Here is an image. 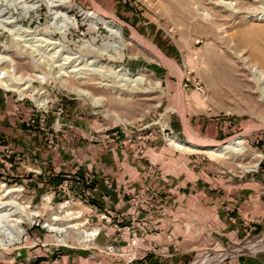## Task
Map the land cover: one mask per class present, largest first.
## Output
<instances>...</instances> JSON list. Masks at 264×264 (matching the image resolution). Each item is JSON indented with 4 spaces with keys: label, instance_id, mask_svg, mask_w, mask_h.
Returning a JSON list of instances; mask_svg holds the SVG:
<instances>
[{
    "label": "rangeland",
    "instance_id": "1",
    "mask_svg": "<svg viewBox=\"0 0 264 264\" xmlns=\"http://www.w3.org/2000/svg\"><path fill=\"white\" fill-rule=\"evenodd\" d=\"M33 2L0 0V264L168 255L139 220L166 202L197 222L183 264H264V0Z\"/></svg>",
    "mask_w": 264,
    "mask_h": 264
},
{
    "label": "crops",
    "instance_id": "2",
    "mask_svg": "<svg viewBox=\"0 0 264 264\" xmlns=\"http://www.w3.org/2000/svg\"><path fill=\"white\" fill-rule=\"evenodd\" d=\"M103 198L107 201L106 204L113 205V202L117 201L116 197L110 193H107V196ZM167 204L168 203L166 202L163 205V210L159 213V215L154 214V216H152V215L143 214L139 218V220L140 219L145 220L144 223V225L146 226L145 234H144L145 238L151 242L153 239L158 238L156 236H159L161 240L167 239L168 241H165V246L169 251V253L170 252L171 253L168 255L151 254L147 259L133 261L131 263H125V264H183L189 260L195 249L198 247V244L196 242L197 238L194 237L193 233H191L192 235L185 236L184 232L182 234V231H184V224L196 225L197 222L188 221L185 223L182 214L181 215L178 213L175 214L169 211V208L172 209V206H168ZM119 207L122 208V205L120 203L118 206L115 207L114 205L111 206V209L113 210L120 209ZM126 207L124 206L123 208L125 209ZM179 228H181L182 235H180L179 232H177ZM174 244H176L177 246L179 244V247H177ZM173 245L177 248L174 249ZM95 264H102V261L95 262ZM112 264H124V263L123 261L113 259Z\"/></svg>",
    "mask_w": 264,
    "mask_h": 264
},
{
    "label": "bare ground",
    "instance_id": "3",
    "mask_svg": "<svg viewBox=\"0 0 264 264\" xmlns=\"http://www.w3.org/2000/svg\"><path fill=\"white\" fill-rule=\"evenodd\" d=\"M33 1L34 0H24L25 4L26 5H29L28 8L31 9V10L36 8V3L33 2ZM45 1L48 2V4H49L50 7L55 8V7L59 6L60 3H62V2H65L66 3V2H69L70 0H45ZM55 16H56V19H60L62 21L61 27H67V25L73 24L69 20V18L67 17V14L64 13V12L55 11ZM111 30L113 31V33L118 34V31H115L114 29H111ZM36 40L38 42L42 43V44L43 43L44 44L49 43V44H51L53 46L52 48H53V50H55V52H54V54L52 56L53 59H55L58 55L61 54L62 50H61V47L58 46V43L50 42L49 39H45V38H38ZM62 60L64 62L62 64L56 66V67H59V75L60 76L61 75H64V76L73 75V76H75L77 78H82L83 75L86 74L85 72L86 71H89V70L90 71L92 70L93 72H95V74H100V75L103 74V68L101 66L100 67L97 66V64H95V61L94 60H89V59H86V58H81V57H78V56H73V55H70L68 53H67V55L64 58H62ZM68 62H72V63L74 62L75 64L70 65V66H67L68 65ZM114 74L117 75L116 76L117 78H119V75H120V77L122 76L120 78L121 79L120 81H123L126 84L127 83H131V84H133V86H137V85L144 84V79L130 77V74L128 73L127 70H124L122 72V70L120 69V70H117ZM235 143L236 142H235L234 139L231 140V141H229L228 144L224 146V149L230 148ZM7 216H8V214H1L0 213V222H3L5 220V218H7ZM11 220H13V219H11ZM59 231H62V230L59 229Z\"/></svg>",
    "mask_w": 264,
    "mask_h": 264
},
{
    "label": "built area",
    "instance_id": "4",
    "mask_svg": "<svg viewBox=\"0 0 264 264\" xmlns=\"http://www.w3.org/2000/svg\"><path fill=\"white\" fill-rule=\"evenodd\" d=\"M93 237V236H92ZM136 247H139V240L136 235L131 236L130 242L126 246H118V245H108L105 247V253L108 256L114 258H121L126 261V263H131L137 260L135 256Z\"/></svg>",
    "mask_w": 264,
    "mask_h": 264
}]
</instances>
